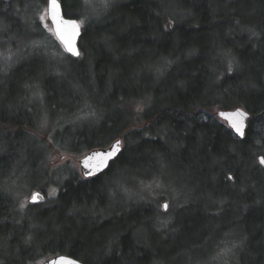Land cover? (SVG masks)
<instances>
[{"label": "trees", "instance_id": "1", "mask_svg": "<svg viewBox=\"0 0 264 264\" xmlns=\"http://www.w3.org/2000/svg\"><path fill=\"white\" fill-rule=\"evenodd\" d=\"M41 2L0 0V18L38 27ZM61 2L67 16L84 17L86 0ZM79 45L78 58L64 50L70 72L41 57L0 73V264L57 254L86 264H230L232 228L244 243L231 264H264V0H119L83 27ZM88 103L100 116L93 124L82 117ZM239 106L252 114L243 138L216 114ZM118 137L123 150L106 172L75 171L47 203L19 207L29 190L11 188L17 167H41L49 184L51 148L80 154ZM164 164L201 190L173 237L158 227L157 204L126 198L115 183L148 180ZM206 248L214 255L200 259Z\"/></svg>", "mask_w": 264, "mask_h": 264}, {"label": "rangeland", "instance_id": "2", "mask_svg": "<svg viewBox=\"0 0 264 264\" xmlns=\"http://www.w3.org/2000/svg\"><path fill=\"white\" fill-rule=\"evenodd\" d=\"M116 1L119 0H86L87 6L85 15L80 18L82 26L85 27L90 21L102 19L108 15L111 4ZM34 7L36 8L35 17L39 26H31L30 29L26 31L25 29L22 30V28L15 29L13 28L12 22L0 18L1 75L10 74L13 68L23 61L36 58L39 59L41 57H47L53 61L56 67L55 69L59 72H70L72 70V60L66 55L62 45L57 41L52 25L48 19L47 2H41L40 6L34 4ZM35 33H37L35 36L36 38L31 36ZM30 97L32 103L36 106V103H38L40 99H38L35 94ZM90 106L91 105L88 103V110H86V113L82 114V117L88 119L87 122L93 124L100 119V116L95 111V108H90ZM216 110L217 109H215V111ZM46 121H43L42 124L39 125V130L42 134L49 136L54 127L52 128ZM87 152L88 151L76 154L59 150L55 147L51 148L47 156V168L50 175H53L55 180L52 178V182L49 184H41L44 182V179H42L44 175L42 174L43 170L41 167L39 170L35 171L30 169L28 164L23 167H17L9 180L11 188L16 192L29 190L28 192L19 194V207L22 209L29 207L31 204L29 199L36 191L43 194L38 204L47 203L49 199L56 196L61 182L71 177L75 171L81 174L79 159ZM173 170L164 164L159 170H156L148 180L142 181L140 178H125L124 176L115 179V183H118L120 192H122L126 198L127 196H138V200L144 199V201L157 204L156 207L162 212L160 213L161 216L157 215L158 219L162 222L158 227L166 230L164 237H173L175 234L181 232L184 227L183 223L181 226L178 222L180 215L185 214L186 209L196 206L201 202V196L199 195V191L201 190L198 188L197 182L193 181V179L190 178L191 176L180 175ZM120 175L127 174L122 173ZM35 184L36 186L31 188ZM121 200L123 199H120V201ZM164 202H167L166 210H164ZM224 236L228 243L227 248H224V254L229 260L228 263L231 264L232 261L239 257L244 243V236L238 229L233 228L227 230ZM213 255L214 252H212L211 248H206L198 254L200 259H206ZM215 264L221 263L218 260Z\"/></svg>", "mask_w": 264, "mask_h": 264}, {"label": "water", "instance_id": "3", "mask_svg": "<svg viewBox=\"0 0 264 264\" xmlns=\"http://www.w3.org/2000/svg\"><path fill=\"white\" fill-rule=\"evenodd\" d=\"M47 15L52 25V29L57 41L62 45L63 49L71 56L78 58L81 55L80 39L83 34V26L80 19L77 17L67 16L64 12L63 4L61 0H56V6L53 7L51 0H47ZM238 111L246 113V117L243 119L240 131H237L234 125L240 120V117L236 115ZM217 116L225 121L227 126L232 132L240 138H243L246 133L249 118L251 113L244 107H235L229 109H218L216 111ZM242 133V134H241ZM119 141L118 148L114 146ZM124 147L123 137H118L113 140L108 146L95 147L89 150L84 156L79 159L81 175L84 178H92L97 175L103 174L109 168L111 162L115 160L122 152ZM100 153V155H97ZM110 155H105L109 154ZM264 158V154L259 155V162ZM264 166V164H261ZM36 199L33 200V196ZM43 194L39 191L33 193L29 199L30 203H38ZM167 205V202H164ZM164 210H166L164 208ZM38 264H86L80 259L68 255V254H57L47 258L46 260Z\"/></svg>", "mask_w": 264, "mask_h": 264}, {"label": "snow or ice", "instance_id": "4", "mask_svg": "<svg viewBox=\"0 0 264 264\" xmlns=\"http://www.w3.org/2000/svg\"><path fill=\"white\" fill-rule=\"evenodd\" d=\"M51 3H52V5H53V7L56 6V0H51ZM236 115H237L238 117H240V120H239V121L237 122V124L234 125V126L236 127L237 131H240V128H241V126H242L243 119L246 117V113L241 112V111H238V112L236 113ZM241 134H242V133H241ZM118 145H119V141H117V144L114 146V148H118ZM97 155H100V153H97ZM105 155H110V153H109V154H105ZM260 163H261V164H264V158L261 159ZM35 199H36V196L34 195V196H33V200H35ZM22 207H23V205H22ZM164 208L167 209V205H164Z\"/></svg>", "mask_w": 264, "mask_h": 264}]
</instances>
